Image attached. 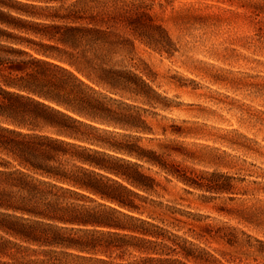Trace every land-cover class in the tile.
Masks as SVG:
<instances>
[{"label": "trees", "instance_id": "1", "mask_svg": "<svg viewBox=\"0 0 264 264\" xmlns=\"http://www.w3.org/2000/svg\"><path fill=\"white\" fill-rule=\"evenodd\" d=\"M27 1L0 0V264L180 263L152 255L180 238L138 216L156 186L143 165L178 173L110 95L151 91L114 62L134 40L168 41L150 5ZM129 250L146 256L123 263Z\"/></svg>", "mask_w": 264, "mask_h": 264}, {"label": "rangeland", "instance_id": "2", "mask_svg": "<svg viewBox=\"0 0 264 264\" xmlns=\"http://www.w3.org/2000/svg\"><path fill=\"white\" fill-rule=\"evenodd\" d=\"M145 2L168 41L134 40L114 62L151 91L131 85L110 95L150 129L132 132L139 145L178 173L143 165L156 186L138 216L182 244L152 255L264 264V0ZM144 256L129 250L122 262Z\"/></svg>", "mask_w": 264, "mask_h": 264}]
</instances>
